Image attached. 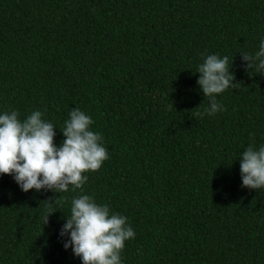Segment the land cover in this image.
<instances>
[{"label":"trees","instance_id":"trees-1","mask_svg":"<svg viewBox=\"0 0 264 264\" xmlns=\"http://www.w3.org/2000/svg\"><path fill=\"white\" fill-rule=\"evenodd\" d=\"M262 39L264 0H0V114L39 110L59 146L78 108L108 155L75 191L0 174V264H82L59 236L80 195L127 217L121 264H264V188L240 186L239 157L264 145V74L241 59ZM212 54L239 86L197 116Z\"/></svg>","mask_w":264,"mask_h":264},{"label":"clouds","instance_id":"clouds-1","mask_svg":"<svg viewBox=\"0 0 264 264\" xmlns=\"http://www.w3.org/2000/svg\"><path fill=\"white\" fill-rule=\"evenodd\" d=\"M245 67H255L264 74V39L260 50L254 55L241 53ZM229 57L212 54L204 58L196 73L197 84L202 90L207 107L197 116L214 115L223 110L216 95L226 89H237L234 73L230 71ZM92 118L76 108L64 122L63 141L54 144L55 126L42 119L39 110L31 112L23 121L18 112L0 114V174L11 175L21 191L50 190L53 193L81 189L87 182L89 171L98 170L108 159L103 137L93 132ZM241 187L258 190L264 188V145L258 149L255 141L240 154ZM53 198L45 200L48 211L44 224L55 211L51 210ZM67 236L63 247L72 249L82 264H121L120 252L125 241L134 238L135 232L129 226L127 217L112 213L107 205L97 204L92 196L80 195L71 200V214L59 232Z\"/></svg>","mask_w":264,"mask_h":264}]
</instances>
